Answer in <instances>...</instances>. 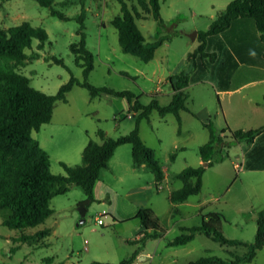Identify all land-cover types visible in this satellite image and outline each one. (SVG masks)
<instances>
[{
	"label": "rangeland",
	"instance_id": "rangeland-1",
	"mask_svg": "<svg viewBox=\"0 0 264 264\" xmlns=\"http://www.w3.org/2000/svg\"><path fill=\"white\" fill-rule=\"evenodd\" d=\"M125 1L130 7L137 3V0ZM229 1L160 0L163 25L152 14L136 17L148 42L166 36L149 61L121 48L118 31L111 22L120 13L119 0H56L54 7L68 19L52 15L50 8L37 0H7L0 4V24L9 27L27 20L47 30L49 38L43 49H37V38L33 39L31 47L25 48L28 55L38 51L40 56L28 59L17 70L28 76L35 87L54 94L71 75L83 80L82 67L75 62V54L70 49V44L81 37L78 30L83 22L87 46L94 54V69L89 74V81L97 86L131 90L147 104L156 89L163 94L170 93L168 76L188 66L187 53L200 42L197 34L194 39L191 36L198 30H205ZM55 57L62 58L65 65L55 62ZM206 74L209 76L204 82L195 81L191 75V83L186 88L191 111L181 110L180 131L173 113L160 115L155 109L149 119L140 121L143 140L154 149L156 158L169 174L162 180L161 187L148 165L133 167L132 147L128 143L122 144L108 167L102 170L98 197L95 196L96 201L87 209L83 223L78 224V202L85 194L78 185L51 199L53 214L37 227L11 229L3 225L0 215V264L118 263L137 249L149 252L144 259L138 258L141 264H188L201 256L230 260L234 255L246 253L247 243L254 241L257 231L255 217L264 208V178L251 173L244 175L241 168L234 167L235 162L241 163V148L232 137L228 124L232 128L239 127L236 125L258 127L263 123L262 117L242 120L241 111L236 113L234 103L242 97L235 98L237 94L231 99L223 94L220 106L215 93L217 84L212 81L211 71ZM257 91L250 93L248 90L249 96L256 95ZM245 98L249 101L247 95ZM161 102H166L165 95ZM129 110L124 97L102 94L92 98L87 88L75 85L68 92L67 101H56L51 121L34 130L33 137L50 155L51 171L65 174L61 162L80 164L88 140L103 141L98 134L100 129L111 137L131 131L136 117L129 115ZM208 123L221 139L211 156L213 162L205 165L207 161L201 159L200 146L210 138ZM189 165L205 166L201 191L185 202L174 204L169 194L181 187L182 181L172 175ZM254 177L259 184H253ZM139 207L153 210L164 229L162 237L134 240L135 227L140 221L134 217L124 220L120 215H133ZM213 211L225 216L221 225L223 234L243 243L225 244L197 232L188 243L169 244L185 231L184 228L200 225L203 215ZM99 218L102 223L98 222ZM45 227H51V232L36 240L23 243L11 239L21 232L32 234ZM240 264H264V247L252 261Z\"/></svg>",
	"mask_w": 264,
	"mask_h": 264
},
{
	"label": "trees",
	"instance_id": "trees-1",
	"mask_svg": "<svg viewBox=\"0 0 264 264\" xmlns=\"http://www.w3.org/2000/svg\"><path fill=\"white\" fill-rule=\"evenodd\" d=\"M4 1L7 0H0V4ZM37 1L42 6L49 7L52 15L68 19L63 12L54 7L56 0ZM119 1L121 2L120 13L114 16L111 22L118 31L121 48L143 61L153 59L156 49L163 43L166 36H159L155 41L148 42L136 23V17L143 18L152 14L163 25L160 0H137L138 6L137 3H133L132 7L125 0ZM240 18L254 22L264 45V0H231L206 30L198 31L202 42L188 54V66L169 77L173 96L168 104H162L157 93H154L151 100L145 104L131 90H118L91 83L88 77L94 69V54L87 46L83 22L78 30L80 39L70 44V49L75 54V62L82 67L83 80L71 75L56 93H47L32 85L31 79L17 70L19 66L25 65L28 59L40 56L38 51L28 55L25 48L31 47L33 39L37 38L39 40L37 49H43L49 38L47 30L27 20L9 27H3L0 24V215L3 225L11 229L24 230L43 224L54 211L51 207V199L55 195L68 192L73 185L83 188L85 198L80 200L78 205L88 209L96 201L94 189L102 170L108 167L116 149L122 144L131 145L133 164L148 165L155 174L157 185H160L164 179L163 165L156 158L154 149L143 140L140 134V121L149 119L151 112L156 109L160 115L173 113L178 121L179 131L181 130V110L188 109L185 88L189 84L191 73L197 66V57L210 56L212 60L216 57L215 53L205 52L206 37L224 32ZM54 61L65 65L62 58L55 57ZM75 85L87 88L92 98L102 94L126 98L129 109L135 112L136 122L131 131L117 137L107 136L100 129L98 134L103 141L89 139L82 151V162L76 165L61 162L66 173L56 174L50 168V155L33 137V131L39 130L42 124L51 121L56 101H67V94ZM206 126L210 129V138L200 146V153L203 160L210 165L213 162L211 156L221 137L216 135L210 123ZM229 131L235 140L250 143L264 131V125L248 130L229 128ZM174 155L175 153L172 156ZM204 172L203 165H189L172 175L173 178L180 179L182 185L170 192L171 202L178 204L191 195L198 194L202 188ZM174 210L177 211L178 208L175 206ZM134 218L140 221L143 228V236L136 241L163 236L164 229L152 209L141 207ZM224 219L222 212H209L203 215L200 225L184 228L185 231L170 240L169 244L188 243L194 239L197 232L225 244L243 243L223 234L221 225ZM50 231L49 227L40 228L32 234L21 232L11 239L14 242L24 243L46 236ZM18 246H13L11 250H15ZM247 246L246 253L234 255V258L230 260L219 256H201L188 264H240L252 261L264 246V208L260 210L257 218L254 241L247 243ZM138 253L139 249L118 263L94 261L91 264H133Z\"/></svg>",
	"mask_w": 264,
	"mask_h": 264
},
{
	"label": "crops",
	"instance_id": "crops-1",
	"mask_svg": "<svg viewBox=\"0 0 264 264\" xmlns=\"http://www.w3.org/2000/svg\"><path fill=\"white\" fill-rule=\"evenodd\" d=\"M210 24L208 25V27L210 26ZM198 31H197V35H198ZM197 39L200 41L199 42L200 44L202 41L201 39H199V36ZM205 43H206V47L204 49L205 52L215 53L216 57H214L213 60L211 59L210 56H204L202 58L199 56L197 57V66L194 69V71L191 73L195 81H199V82L206 81L209 76L206 73L211 71L210 75L212 76L211 77L212 81H214V84L218 85L215 86V93L217 95V99L219 100L220 106H222L223 104L222 103L223 94H227V96L230 97V99L234 94H237L235 98L238 96L239 97L242 96L241 99H236V101L234 100L236 113L241 111L240 115L242 117V120H244L243 118H246L247 120H254L258 116L260 118L262 117L261 122L263 123L261 124L264 125V58H263L264 45L260 39V34L258 30L254 26V22L246 18H240L236 20L232 24V26H230L224 32L206 37ZM195 48L193 50H195ZM192 51H189L187 55ZM171 75L168 76V80ZM190 83L191 81L189 79L188 86L190 85ZM170 88H171L170 93L168 94H163L158 89L153 91L157 93V97L159 98L160 102H161V97L165 95L166 102L165 103L161 102L162 104H168L171 102L173 91H172V87ZM186 88H185V92L187 93ZM256 89H258L256 95L254 94L252 96H249L250 94L248 93V90L250 91V93H252ZM245 95L248 96L247 99H249V101H246ZM187 102H188V93L186 98V105L188 107ZM125 103H126V109L128 110L129 104L126 98H125ZM239 106L241 107L240 110H239ZM187 110L191 111L189 107ZM245 112H247V114H245ZM124 116H126V114H124ZM228 125H229L228 128H231L232 130L235 129L248 130L251 128H256L253 127L252 125H247L250 127H243V128H241V125H236L239 126L238 128H232L230 124ZM223 130L225 129L222 128V131ZM235 142L241 148V163L239 168H241L242 173L244 175L251 173L259 178H264V131L258 134L254 138V140L250 143L246 141H237V140H235ZM201 159L203 160L202 157ZM205 165H208V163H205ZM145 166H147L145 163L141 164L140 166H135L133 164V167H145ZM234 167L236 166L234 165ZM163 171H164V179H166L167 177H169V174L165 171L164 167H163ZM253 184H259L258 180L255 177L253 179ZM160 185L162 186V184ZM107 187L108 186L106 185V189L108 190ZM94 193L95 196L98 197V181L96 182ZM139 208L135 213H133V215H120V218L125 220L128 218L135 217ZM258 215L257 217H255L256 221ZM49 228L51 229V227ZM142 234H143V228L141 227L140 224L139 226L135 227L136 237L134 238V240L141 238L143 236ZM146 255H149V252L145 253L144 250L142 251L139 250V253L133 264H141L138 262V258L142 260L145 258Z\"/></svg>",
	"mask_w": 264,
	"mask_h": 264
},
{
	"label": "water",
	"instance_id": "water-1",
	"mask_svg": "<svg viewBox=\"0 0 264 264\" xmlns=\"http://www.w3.org/2000/svg\"><path fill=\"white\" fill-rule=\"evenodd\" d=\"M196 34H197V31L195 32V35H193L191 37L194 39ZM170 87H172V84ZM123 116H124V114H123ZM79 210H80V219L78 221V224L83 223L85 221V215L87 213V207H85L83 205H79Z\"/></svg>",
	"mask_w": 264,
	"mask_h": 264
},
{
	"label": "built area",
	"instance_id": "built-area-1",
	"mask_svg": "<svg viewBox=\"0 0 264 264\" xmlns=\"http://www.w3.org/2000/svg\"><path fill=\"white\" fill-rule=\"evenodd\" d=\"M128 112H129V115H133V116L135 115V112H134V111L129 110ZM235 166H236V167H240V164H239L238 162H235ZM159 186L161 187V185H159ZM98 222H99V223H102V219L99 218V219H98Z\"/></svg>",
	"mask_w": 264,
	"mask_h": 264
}]
</instances>
